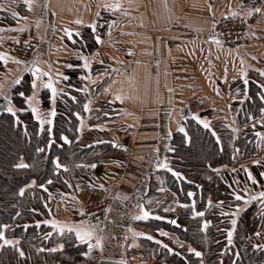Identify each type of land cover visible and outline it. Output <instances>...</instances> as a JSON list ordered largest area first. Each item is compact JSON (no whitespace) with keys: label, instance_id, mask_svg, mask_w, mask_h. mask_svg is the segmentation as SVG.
Instances as JSON below:
<instances>
[{"label":"crops","instance_id":"0c3cea01","mask_svg":"<svg viewBox=\"0 0 264 264\" xmlns=\"http://www.w3.org/2000/svg\"><path fill=\"white\" fill-rule=\"evenodd\" d=\"M113 2L116 0H32L29 10L24 0H0V44L7 34L32 33L39 39V45L27 62L17 64L8 56L6 64L0 61V85L10 94L17 78L29 74L35 79L25 68L39 67L51 72L58 95L77 91L82 96L83 115L78 117V136L87 131L105 135L106 140L115 144L113 156L95 164L92 185L76 187L58 198L49 196L50 220L74 224L69 218L82 206L109 198L111 205L106 218L96 225V235L102 237L103 247L89 249L88 243L80 242L67 229L63 233L52 229L87 244L95 255L93 264L101 259L154 264L152 256H143L139 250L143 240L154 241L148 238L147 223L156 215L152 214L148 220L134 217L140 215L138 204L151 212L146 198L157 177L166 179L162 175L168 173V169L158 168L157 164L167 158L170 166L168 153L173 135L181 133L188 139L183 118L185 109L196 123L204 126L201 121H206L208 129L218 128L221 120L234 133L246 126L256 129L254 132H264L257 131L261 126L264 129V124L260 123L264 119L261 96L263 106L259 115L249 117V124L236 123L244 100L237 96V84L233 85L237 81L255 80L253 82L264 93V11L260 8L261 11L248 15L251 0H119L122 6L118 10L104 7ZM102 11H106L110 19L114 18L110 23L117 16H124L121 31L125 32V42L112 37V33L118 31V25L112 24L97 41V48L85 54L75 47L73 36L85 28L93 29L91 25H96L97 13ZM13 12L19 15L13 16ZM233 13L246 18L245 42L239 48L210 39L214 37L215 23L234 16ZM8 16L17 18L10 26L5 22ZM77 20L82 23L77 24ZM66 30H71V35ZM117 47H125V55L120 54ZM82 57L88 58L90 69L83 67ZM69 68L79 70L77 90L67 86V79H63L66 76L69 80ZM57 73L62 75L57 76ZM89 76L90 79L85 78ZM46 90L51 95L50 90L41 87L36 90L34 101L42 113L45 112L41 110L40 96ZM117 95L122 96V100H117ZM85 104L89 105L87 111ZM101 104L109 113L114 112L113 116L90 125L89 114L96 113L95 109ZM28 110L31 112L30 108ZM254 143L256 149L251 156H232L228 165L214 168L219 169L218 172L209 169L215 175L221 174L231 191L245 198L249 195L244 191L246 185L252 195L264 190L261 187L264 176L260 175L264 172V140L256 136ZM254 160L260 164H254ZM249 171L258 184L253 185L248 179ZM124 196L127 199H123ZM209 201L211 198L207 199V206ZM193 203L195 205L196 201L190 202L191 217H202L193 215V210L198 212L197 206L193 209ZM251 204L264 209V201L259 198L248 204L241 200L235 206L236 209L239 206L240 212ZM178 206L180 204L176 203L175 208ZM203 223L204 220L201 226ZM166 237L179 240L174 233ZM92 244L95 245V239Z\"/></svg>","mask_w":264,"mask_h":264},{"label":"trees","instance_id":"16d2710c","mask_svg":"<svg viewBox=\"0 0 264 264\" xmlns=\"http://www.w3.org/2000/svg\"><path fill=\"white\" fill-rule=\"evenodd\" d=\"M111 19L106 11H102L96 18L95 29L85 28L73 36L75 47L85 54L92 53L97 48L96 37L106 34ZM16 20L17 18L8 16L5 22L10 26ZM14 35L7 34V37ZM0 52L11 58L1 46ZM1 67L0 63V70ZM67 71V86L71 85L77 90L79 70L69 68ZM31 81L32 77L26 74L20 84L12 87L9 94L15 107L24 109L17 111L19 122L10 113L0 116V231L4 232L6 239L19 241L16 245H7L0 239V264H82L88 256L93 264L95 255L89 251L87 244L78 243L72 236L59 234L43 221L50 220V195L58 198L76 187L92 185L93 168L86 165L106 162L109 153L113 151L112 142L96 141L93 131L78 136V117L83 115V98L77 91L71 92L70 89L67 90L71 94L57 95L55 104L51 102L50 93L42 91L41 110L47 114L50 109L55 108L57 115L51 117L52 125L45 126L52 127V134L40 132L38 121L27 110L26 98L32 91ZM253 81L249 80L247 84L238 81L233 83L237 84V96L244 100L236 116L239 126L249 124V117H257L263 106L259 96H264V93ZM21 91L25 93V97L17 95ZM97 120L94 114L89 115V124ZM185 124L188 139L185 135L176 133L170 143L168 156L172 171L167 170L168 173L162 175L166 179L157 177L152 189L165 186L173 189L180 206L172 212L156 216L162 219L153 216L147 223L152 230L150 236L153 240H157V231L154 229L160 227L168 233L176 234L183 247L179 248L177 243L168 238H161L167 247L162 245L157 250L159 244L155 240L145 239L139 253L147 256L150 251L155 253L156 259L169 264H264V247H255L264 246V209L251 204L236 217L223 215L222 213L236 212L235 205L238 201L228 181L222 179L221 174L215 175L209 171L228 165L232 156H251L256 149V129L246 126L237 135L221 120L218 128L210 129L192 119L185 120ZM257 129L264 131L262 126ZM62 135L67 136L69 142L60 139ZM102 137L107 138L105 135ZM49 139L54 141L51 147L47 146ZM38 148H44V151L38 152ZM57 158L67 165L68 171L56 169L54 161ZM21 159L30 167L16 168L14 165L21 162ZM175 172L181 175L177 177ZM31 180L35 181L33 187L30 185ZM48 180L52 183H47ZM41 184L44 185L43 188L40 187ZM22 188L23 195L20 194ZM189 192L193 193L192 199L196 201L198 212L204 213L202 217H191L192 201ZM208 198H211L209 206L206 205ZM233 218L237 220V224L232 242L229 243L228 231ZM171 220H176L177 226L172 225ZM203 220L210 221L207 229L201 226ZM37 222H40L39 227ZM5 224L8 225L7 228L3 227ZM257 232L260 233L259 236L256 235ZM61 244L62 249L59 247ZM189 247L200 251L202 256H195L188 250ZM54 248L57 250L49 251ZM18 249L24 252V256L20 255Z\"/></svg>","mask_w":264,"mask_h":264},{"label":"snow or ice","instance_id":"6c2138e0","mask_svg":"<svg viewBox=\"0 0 264 264\" xmlns=\"http://www.w3.org/2000/svg\"><path fill=\"white\" fill-rule=\"evenodd\" d=\"M24 3L28 6L29 10H31V6H32V0H24ZM121 4L119 3V0H116V2H113V3H108V4H105L104 7L106 9H111L113 11L115 10H118L119 8H121ZM261 11L260 8H252V9H249L248 11V15H251L253 12H259ZM19 13H16V12H13V16H18ZM233 15H236V13H233ZM97 16H99V13H97ZM77 24H81L82 21L80 20H77L76 21ZM91 27L93 29H95V25H91ZM0 31H2V29H0ZM16 31H23V29H16ZM66 32L71 35V30H66ZM79 34V33H77ZM97 41H99V37L97 36L96 37ZM210 39L214 40L217 44L220 43L219 40H216L215 37H210ZM11 59L15 60V62L17 64H20V63H23L22 61L20 60H17L15 57H12ZM82 59L84 60V65L83 67L84 68H88L90 69L91 65L88 61V58L87 57H82ZM7 60H8V57L6 54H0V61H4V63L6 64L7 63ZM69 67H71V65H69ZM25 71H31L33 77H35V79H33L31 81V88L34 90L32 95L31 96H27L26 98V102L28 104V107L30 108L31 110V113L32 115L34 116L35 120L38 121L39 123V130L40 132H45L47 131L49 133V135L52 134V127H45L46 125H52L53 124V120L51 119V117H55L57 115L56 113V110L55 108H52L48 111L47 114L45 113H42L40 111V109L36 106V104L34 103V101H36V95H37V92L36 90H38L39 88L43 87L45 89H48L51 91V102L53 104H55L56 102V97L58 95V89L56 87V81L52 78V74L51 72H44L42 69H40L39 67H33L31 69L29 68H25ZM62 74L61 73H57V76H61ZM262 75H264V73H262ZM43 77H47V80H44ZM86 79H90L91 77H85ZM21 79L22 78H17L14 83L15 84H20L21 83ZM63 79H68V77L64 76ZM245 84H247V80H245ZM17 95L19 97H25V93L23 91L21 92H18ZM0 96H3L5 100H7V104L5 106V110L10 113L13 117H16L17 119V122H19V117L17 116V111H24L23 108L21 109H17L15 107V105L13 104V100H12V97L9 95L8 92L4 91L3 89V85H0ZM262 99H264V96L261 97ZM73 99H75V97H73ZM116 99L117 100H122V96L120 95H117L116 96ZM38 103V101H37ZM84 109L87 111L89 110V105L88 104H85L84 105ZM261 112H264V109H261ZM79 115V114H77ZM201 123L204 124V127L207 128L209 127V124L206 122V121H201ZM260 123L264 124V119H262L260 121ZM83 127V122H81V128ZM181 132L184 131L183 128L180 129ZM256 136L259 137L260 139L264 140V133L262 132H257L256 133ZM60 139H62L64 142H69L68 140V137L67 136H61ZM219 139V138H217ZM54 143V141L52 139H49L47 141V146L48 147H51L52 144ZM38 152H43L44 151V148H38L37 149ZM254 164H260V161L258 160H254L253 161ZM54 164H55V167L57 170L63 168L64 171H68V167L67 165H64L60 162L59 158H57L55 161H54ZM16 168H28L30 167L29 164L27 163H24L23 160L21 159V162L17 163L14 165ZM82 165H77V167H81ZM86 167H91V168H95L96 165L95 164H91V165H86ZM157 167L158 168H164V169H168V171H172V169L169 167V164L167 162V158H165L164 162H161V163H158L157 164ZM214 171H219V169H214ZM233 171H235V169H233ZM175 176L179 177L181 174L179 172H175L174 173ZM248 175V179L252 182L253 185H256L259 183V181L256 179V177L249 171L247 173ZM261 176H264V172H261L260 173ZM33 184H35V181L33 180L32 181ZM47 183L51 184L52 181L51 180H48ZM41 188L44 187L43 184L40 185ZM101 188L104 187V185H100ZM262 188H264V185H261ZM244 191L245 192H248L249 195L247 198H245L243 195L239 194L238 192H236L235 190L233 191V195L235 196V199L237 201H241L243 200L245 204H248L250 203L252 200H255L257 198H259L261 201H264V190L262 191H259L257 192L255 195H252L251 194V189H249L247 187V185L245 186L244 188ZM23 192H24V189H20V194L23 195ZM189 196L193 195V193L189 192L188 193ZM123 199H127L126 196L123 197ZM223 202H221L222 204ZM209 204H211V201H209ZM137 207L140 209V215H137L134 217V219L136 220H148L149 217L152 215V213L145 209L143 205L141 204H138ZM185 207H187V205H185ZM195 205L193 203V209H194ZM171 209H165V211H170ZM239 206H237V210L236 212H233L231 214L229 213H222L223 215H232L233 217H235L238 212H239ZM82 215L84 214L83 212L81 213ZM193 215L194 216H203L204 213L203 212H196L195 210H193ZM157 219H162V217H156ZM172 224H177V221L176 220H171L170 221ZM44 224H50L53 228L55 229H58L61 233H63L65 231V229H67L68 232L70 233H74L75 234V237L77 240H79L80 242H86L88 243V248L91 249L92 247H100L102 248L103 245H102V237L96 235V226L91 224L90 221H86V220H81L77 223H74V224H66V223H63V222H60L58 220H55V219H52V220H44L43 221ZM39 224L40 222H37V227H39ZM210 224V221H207L205 220L204 223H203V228L204 229H207L208 226ZM231 224H232V230H229L228 231V241L229 243L232 242V235H233V231L235 230V226L237 224V220L235 218H233L231 220ZM4 228H7L8 225H3ZM25 227H27V225H25ZM129 231H132L131 229H129ZM50 235V233H49ZM134 235H144V233H134ZM162 235H168V233H162ZM257 236L260 235L259 232L256 233ZM149 239H152L151 236L148 237ZM0 239H2L4 241V244H7V245H16L19 243V241L17 240H11V239H6L5 238V234L3 231H0ZM95 239V245H93L91 243V241ZM61 249L63 248V245L61 244L59 246ZM164 247H167V245H164ZM255 247L257 248H260V247H264L262 245H255ZM57 249H49V251H56ZM190 252H193L195 254V256L197 257H201L202 256V253L200 251H197L196 249L194 248H191L189 247L188 249ZM18 251L20 252V255L21 256H24V252L20 249H18ZM119 264H125L124 261H120ZM202 264V262H201Z\"/></svg>","mask_w":264,"mask_h":264},{"label":"built area","instance_id":"2783aa9c","mask_svg":"<svg viewBox=\"0 0 264 264\" xmlns=\"http://www.w3.org/2000/svg\"><path fill=\"white\" fill-rule=\"evenodd\" d=\"M250 7L262 8L264 11V0H251ZM246 26V18L244 16H229L215 23L213 36L223 45L239 48L245 42ZM38 45L39 39L32 33H19L14 37H3L0 44L1 48L11 58L15 57L23 63L30 59ZM110 205L111 200L109 198L87 203L78 212L72 214L69 220L72 223L86 220L96 226L105 220ZM82 212L84 213L83 215L81 214Z\"/></svg>","mask_w":264,"mask_h":264},{"label":"rangeland","instance_id":"374dc122","mask_svg":"<svg viewBox=\"0 0 264 264\" xmlns=\"http://www.w3.org/2000/svg\"><path fill=\"white\" fill-rule=\"evenodd\" d=\"M124 19H125L124 16H117L116 20H113L112 23L108 24L107 29L112 24L118 25V27H117L118 31L116 33H112V37H115V39L125 42V32L121 31V26H122V24L124 22ZM17 34H19V33H17ZM17 34H15L14 36H16ZM117 49H118L120 54L125 55L124 54L125 51H126L125 47H122V48L121 47H117ZM121 50H123L124 52H122ZM28 109L29 108H27V110ZM107 109L108 108H106L104 105L101 104L99 107L97 106V108L95 109L96 113H94V112L91 113V114H94V116H97L98 120L96 122H98V121L100 122V121L110 120L111 119L109 116H113L114 112H112V113L110 112L109 113ZM233 110H236V109H233ZM93 121H95V119ZM96 122H94V123H96ZM94 123H92V124H94ZM92 124H90V125H92ZM239 133H240V130L237 131L236 133H233V134H237L238 135ZM233 134H232V136H233ZM95 136H96V141H97V139L98 140H102V141L106 140V138L104 139L102 137L101 133H95ZM99 136H101V137H99ZM107 139H108V137H107ZM111 142H113V141L111 140ZM94 144H95V142H94ZM108 156H113L112 152H110ZM189 198H191V201L194 202V200L192 199V195L189 196ZM176 203H178V201H177V197H176V194L174 193L173 189L168 188V187L165 186L163 188L151 191V193H150V195L148 197V201L146 203V206H148V208L151 209V213H153L156 216H159L161 214L164 215L165 212H172V210L176 206ZM165 209H171V210L170 211H165ZM154 230L157 231L155 233L156 234L155 238L157 240H155V239L154 240L159 244L157 246V250H159L161 248L160 246L164 245V243L162 241L163 239H161V238H168L170 240V237H166V235H162V233H165V232L168 233V232L163 230L160 227H157ZM148 231H149V233H152V230L150 228H148ZM172 242L177 243L179 248L183 247L182 246V242H180L179 240H174ZM151 254H153V253L150 252L147 256H152L154 258V260H153L154 264H169V263L163 262L162 259H156L155 255H151ZM91 263H92V261L90 260V256H88L86 258V261L82 262V264H91Z\"/></svg>","mask_w":264,"mask_h":264},{"label":"water","instance_id":"95a60500","mask_svg":"<svg viewBox=\"0 0 264 264\" xmlns=\"http://www.w3.org/2000/svg\"><path fill=\"white\" fill-rule=\"evenodd\" d=\"M6 104H7V100H5L3 96H0V116H1L2 114H7V113H8V112L5 110V106H6ZM187 114L189 115V112H188V109L186 108L185 111H184V114H183V118L186 119V120H189V119H190V116H188ZM112 146L114 147L115 144L112 143ZM172 225H174V224H172ZM175 226H177V225L175 224ZM120 261H121V260H107V259H101V260H99V261L97 262V264H119ZM125 264H127V263H125Z\"/></svg>","mask_w":264,"mask_h":264}]
</instances>
